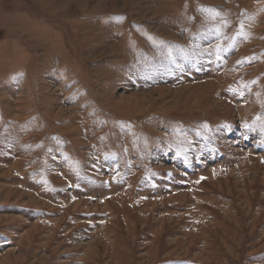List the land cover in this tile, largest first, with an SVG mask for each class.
I'll return each instance as SVG.
<instances>
[{
    "label": "rangeland",
    "instance_id": "374dc122",
    "mask_svg": "<svg viewBox=\"0 0 264 264\" xmlns=\"http://www.w3.org/2000/svg\"><path fill=\"white\" fill-rule=\"evenodd\" d=\"M36 1L0 0V264H264V0Z\"/></svg>",
    "mask_w": 264,
    "mask_h": 264
},
{
    "label": "bare ground",
    "instance_id": "6f19581e",
    "mask_svg": "<svg viewBox=\"0 0 264 264\" xmlns=\"http://www.w3.org/2000/svg\"><path fill=\"white\" fill-rule=\"evenodd\" d=\"M27 3L33 5V4H36L37 1L36 0H26Z\"/></svg>",
    "mask_w": 264,
    "mask_h": 264
},
{
    "label": "snow or ice",
    "instance_id": "6c2138e0",
    "mask_svg": "<svg viewBox=\"0 0 264 264\" xmlns=\"http://www.w3.org/2000/svg\"><path fill=\"white\" fill-rule=\"evenodd\" d=\"M205 127H208L207 125H205Z\"/></svg>",
    "mask_w": 264,
    "mask_h": 264
}]
</instances>
